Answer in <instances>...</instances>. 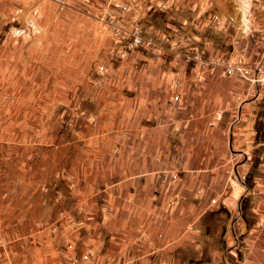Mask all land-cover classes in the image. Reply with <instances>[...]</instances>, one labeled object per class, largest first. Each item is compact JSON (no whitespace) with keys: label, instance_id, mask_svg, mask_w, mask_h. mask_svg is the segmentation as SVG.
I'll return each mask as SVG.
<instances>
[{"label":"crops","instance_id":"obj_1","mask_svg":"<svg viewBox=\"0 0 264 264\" xmlns=\"http://www.w3.org/2000/svg\"><path fill=\"white\" fill-rule=\"evenodd\" d=\"M193 3L192 24L171 28L176 34L169 37L143 29L146 38L143 33L154 32L155 47L137 51L125 50L93 18L92 7L61 13L64 32L56 45L44 40L35 46L28 33L15 40L19 59L10 80L15 88L30 87L16 94H34L36 55L42 98L76 96L73 103L63 99L76 112L65 176L71 209L57 241L40 234L41 256L32 251L30 264H84L86 250L94 253L89 264H171L210 211L237 217L236 264H264V147L253 163L234 124L254 93H247L245 78L223 75L217 63V57L237 64L258 59L263 33L246 18L243 1L217 13L216 28L198 24L208 1ZM228 18L231 26L224 24ZM195 49L203 50L202 62L184 63ZM50 69L56 92L50 91Z\"/></svg>","mask_w":264,"mask_h":264},{"label":"rangeland","instance_id":"obj_2","mask_svg":"<svg viewBox=\"0 0 264 264\" xmlns=\"http://www.w3.org/2000/svg\"><path fill=\"white\" fill-rule=\"evenodd\" d=\"M194 1L64 0L65 6L60 8L52 0H0V243H3L0 246V264H30L34 259L32 251L35 257L41 256L43 235L40 234L47 233L52 241H57L59 225L71 209L65 176L75 147L76 112L73 106L63 104V99L73 103L76 96L55 93L50 94L47 100L42 98V64L36 55L33 57L31 80L34 94H16L29 86L23 83L21 89L15 88L14 80H10L15 75L11 66L19 59L15 40L24 39L28 33L35 46L43 44L44 40L56 45L59 34L64 32L61 13L67 9L90 7L96 9L93 18L100 24L104 10L112 8L118 23L134 25L140 34L143 29L162 30V34L169 37L176 34L171 28L192 24L188 16L196 12L193 10ZM207 1L206 10L196 16L198 24L207 28H216L219 24L217 13L237 6V0ZM242 1L244 7L250 9L246 18L254 20L264 35V0ZM120 6H126V10L118 14L116 10ZM224 24L231 26L232 22L228 18ZM143 34L156 40L152 31ZM137 50H141V46ZM23 61L21 66L25 76ZM53 70L50 69L51 92L58 88V78ZM67 82H72V79ZM85 82L91 84L90 79H85ZM249 101L247 110L241 112L234 124L239 130L242 145L247 144L250 148L251 159L255 163L264 147V86ZM46 102L49 106L42 110ZM217 213L210 211L196 237L189 246L173 255L176 261L171 264L237 263L241 250V228L234 224L237 217L234 219L224 213L218 216ZM226 229L228 238L227 235L224 237Z\"/></svg>","mask_w":264,"mask_h":264},{"label":"built area","instance_id":"obj_3","mask_svg":"<svg viewBox=\"0 0 264 264\" xmlns=\"http://www.w3.org/2000/svg\"><path fill=\"white\" fill-rule=\"evenodd\" d=\"M58 4L60 8L65 6L64 0H52ZM119 10H116V13H120L126 10V6H120ZM113 9L106 8L99 19L101 24H104L107 29L110 30L112 35L116 38V41L119 44L124 43L125 50L135 51L136 48L144 45L146 47H155L152 41V38H146L140 34L136 26H125L124 24L118 23V19L113 17ZM250 35V39H254V32ZM259 41H264L263 37H258ZM203 54L202 49H195L191 54H185L182 57L184 63L194 62L201 63V56ZM210 62H205V65H208ZM217 63L222 68L223 75H240L246 79L247 83V93L256 94L259 88L264 86V50L262 56L254 60L250 64H237L234 62H228L224 57H217ZM215 200L211 199V203H214ZM2 242L0 246H2ZM94 257V253L90 250H86L81 256L84 264L90 263V258Z\"/></svg>","mask_w":264,"mask_h":264},{"label":"trees","instance_id":"obj_4","mask_svg":"<svg viewBox=\"0 0 264 264\" xmlns=\"http://www.w3.org/2000/svg\"><path fill=\"white\" fill-rule=\"evenodd\" d=\"M245 182L247 183V180L245 179Z\"/></svg>","mask_w":264,"mask_h":264}]
</instances>
